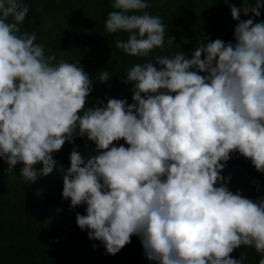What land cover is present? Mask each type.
I'll return each instance as SVG.
<instances>
[{
  "label": "clouds",
  "instance_id": "9594fccd",
  "mask_svg": "<svg viewBox=\"0 0 264 264\" xmlns=\"http://www.w3.org/2000/svg\"><path fill=\"white\" fill-rule=\"evenodd\" d=\"M224 2L239 21L235 44L200 43L190 59L157 56L160 70L137 63L124 81L134 84L133 104L111 98L81 116L92 91L89 75L78 61L53 64L55 55L45 56L35 33H21L28 6L0 0V158L9 171L22 164V177L34 183L53 171L52 153L74 135L94 141L103 151L87 161L71 152L62 195L71 208L87 205L77 224L109 254L134 234L158 264H244L246 255L230 256L242 245L264 254V198L234 194L220 175L221 161L235 151L264 172V22L240 19L241 11L259 17L264 2L249 7L244 0L242 9ZM111 6L118 11L108 13L106 31L129 33L117 48L147 56L164 46L160 17L134 14L149 7L146 0ZM109 78L100 71L101 83ZM120 139L130 147L110 148Z\"/></svg>",
  "mask_w": 264,
  "mask_h": 264
},
{
  "label": "trees",
  "instance_id": "16d2710c",
  "mask_svg": "<svg viewBox=\"0 0 264 264\" xmlns=\"http://www.w3.org/2000/svg\"><path fill=\"white\" fill-rule=\"evenodd\" d=\"M21 2L29 8L19 25L21 33H35L34 43L44 45L45 56L55 55L53 64L58 65L61 60L78 61L77 66L89 75L92 91L81 116L89 108L106 106L111 98L126 99L129 105L133 104L134 84L124 81L128 69L135 64L151 61L160 70L161 66L155 62L157 56H172L177 52L190 59L200 43L206 45L220 39L235 44V27L239 23L232 18L224 0H146L149 7L134 14L146 11L160 17L165 26L164 46L153 49L147 56H131L115 45L116 40H126L129 33L109 34L105 29L108 13L118 11L111 6L114 0ZM228 3L242 9L244 0H228ZM248 4L255 7L256 0H248ZM240 19L264 22V8L260 9L259 17L252 12L245 16L241 11ZM170 37L174 38L171 46ZM101 70L109 72L106 83L98 79ZM119 146L130 147L120 139L110 148ZM74 148L86 161L103 151H97L96 143L86 135H74V142L66 141L58 152L52 153L56 160L53 171L34 183L22 177V164L9 171L8 164L0 158V264H158L147 259L141 239L135 234L129 244L112 255L101 241L89 238L90 229L82 230L78 226L77 213L87 215V205L71 208L70 198L66 200L62 195L63 170L70 167ZM221 163H225V168L220 175L230 191L239 192L253 202L264 198V172L257 171L250 159L235 151L227 162ZM35 167L39 171L43 165ZM242 254L247 256L244 264H259L264 257L254 247L244 245L230 256L239 260Z\"/></svg>",
  "mask_w": 264,
  "mask_h": 264
}]
</instances>
